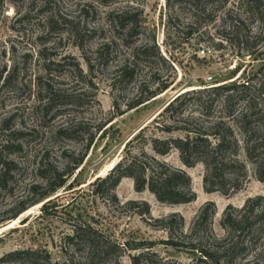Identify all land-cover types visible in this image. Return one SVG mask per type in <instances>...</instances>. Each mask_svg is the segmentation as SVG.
<instances>
[{"label":"trees","instance_id":"1","mask_svg":"<svg viewBox=\"0 0 264 264\" xmlns=\"http://www.w3.org/2000/svg\"><path fill=\"white\" fill-rule=\"evenodd\" d=\"M133 1L79 0L76 15L60 18V22L57 18L49 20L51 26L60 23L65 28L67 40L82 55L85 71L73 56L57 59L46 53L47 49H38L40 73L29 81L36 103L31 107L34 124L15 127L14 113L0 122V197L11 195L18 176L28 172L33 177L21 185L22 197L1 211L0 224L74 181L68 179L82 164L94 134L103 133L111 121L103 119L92 133L87 123L76 119L75 111L94 99L90 90L93 78L100 74V80L106 82L115 110L112 114L117 116L177 85L174 58L159 51L154 34L144 26L140 9L128 5ZM117 2L127 4L105 12L103 25L87 24L97 6ZM165 7L164 39L180 33L188 41L198 33L212 42L219 36L214 44L219 49L223 43L238 45L248 27L243 15L255 16L258 55L244 48L236 57L258 60V67L246 73V66L241 71V65L233 66L225 79L188 86L171 98L123 143L121 155L110 169L87 184L91 195L117 203L114 189L122 178H128L135 192L147 191L159 204L190 203L195 198L190 177L163 159L172 151L183 167L202 166L201 187L205 193L228 196L241 190L249 179L264 184V0H165ZM180 11L184 15L181 21L177 15ZM93 39L96 43L86 55L84 44ZM16 75L14 67L7 71L3 67L0 88L16 91L22 87L16 83ZM64 81L70 87H55L68 84ZM149 129L155 134L146 135ZM42 138L50 146L40 145ZM68 143H76L78 149L67 148ZM51 148L60 160L57 165L48 162ZM122 205L163 230L167 238L161 244L188 255V264H264V197L260 195L246 198L240 207L223 208L221 236L211 228L214 205L209 201L198 209L186 230L178 213L152 218L145 201L128 200ZM63 244L84 252L80 264H118L122 255H127L129 264H180L157 258L151 252L155 245L152 241L119 243L86 223L73 225ZM38 258L37 251L21 249L3 254L0 260L36 262Z\"/></svg>","mask_w":264,"mask_h":264},{"label":"rangeland","instance_id":"2","mask_svg":"<svg viewBox=\"0 0 264 264\" xmlns=\"http://www.w3.org/2000/svg\"><path fill=\"white\" fill-rule=\"evenodd\" d=\"M78 3L79 0H0V71L3 67L6 71L14 67L17 70L15 81L18 85H23L18 86L16 91L0 88V122L8 114L14 113L16 114L15 127H30L34 124L31 107L36 103L32 96L34 87L32 82L29 84V81L40 73L38 49L42 47L47 49L46 53H50L57 59L67 55L73 56L85 71L82 55L67 40L65 28L60 23L51 26L49 22L55 18L60 22V18L76 15ZM125 4L127 3L117 2L108 7L97 6L93 16L87 18V24L103 25L105 12L117 11ZM128 5L140 9L144 26L154 34L159 51L174 58L177 85L173 90L158 95L149 103L117 116L112 114L115 111L112 108V95L106 82L102 81L103 79L100 80L101 75L91 80L90 90L95 95L94 99L75 111L76 119L87 123L92 133L103 119L111 118V121L106 124L103 133L94 134L92 144L82 164L68 179L70 182L74 178L70 186L66 184L56 189L47 198L31 206L15 219L0 224V257L13 250L32 249L38 252V260L36 262L0 260V264H48L53 261L59 264H65L67 261L80 264L84 252L71 250L63 244V238L71 233L73 225L81 223L88 224L119 243L152 241L155 245L151 248V252L157 258L188 264L190 261L188 255L161 244L160 241L167 238L163 230L153 227L147 218H140L122 204L128 200L145 201L149 205L152 218L178 213L182 217L183 230H186L198 209L209 201L214 205L211 228L216 236H221L219 219L226 205L240 207L248 197L256 195L264 197V184L253 179H249L241 190L228 196L216 192H203L201 187L202 166L196 164L191 168L183 167L173 151L163 159L168 164L183 169L190 177V188L195 194L194 200L190 203L173 206L159 204L147 191L135 192L128 178H122L114 189L117 203L91 195L87 184L95 177L103 176L110 169L119 159L123 143L145 125L178 90L183 87L189 89L188 86L195 88L201 84L221 81L236 65H241L240 71L246 66L245 72L247 73L257 69L259 64L258 60L250 61L248 57H236L242 54L244 48L252 49L254 55H258V22L255 16L243 15L248 27L238 45L229 46L223 43L222 48L219 49L214 46L215 42L220 39L219 36H214L212 42L198 33L188 41H184L180 33L171 34L164 39V23L168 14L165 0H143L141 3L134 0ZM177 15L179 21L184 17L183 11ZM209 28V32L213 33V28ZM95 43L93 39L84 44L86 55ZM64 83L68 82L64 81ZM70 85L69 83L56 84L55 87L68 88ZM150 130H147L145 134H155ZM38 143L35 144L39 145ZM40 145L48 147L50 142L42 138ZM65 145L73 150L78 149L76 143ZM48 162L56 165L60 163L55 154V148L49 150ZM31 177L33 176L27 172L26 175L22 174L16 178V185L11 195L0 197V213L22 197L21 185L31 181ZM36 181H39L38 178ZM118 264H129L127 255H122Z\"/></svg>","mask_w":264,"mask_h":264},{"label":"water","instance_id":"3","mask_svg":"<svg viewBox=\"0 0 264 264\" xmlns=\"http://www.w3.org/2000/svg\"><path fill=\"white\" fill-rule=\"evenodd\" d=\"M185 90H187L186 87L181 88L180 90H178V91L173 95V97H174L175 95H177L178 93H181V92H183V91H185ZM173 97H172V98H173Z\"/></svg>","mask_w":264,"mask_h":264},{"label":"bare ground","instance_id":"4","mask_svg":"<svg viewBox=\"0 0 264 264\" xmlns=\"http://www.w3.org/2000/svg\"><path fill=\"white\" fill-rule=\"evenodd\" d=\"M113 164V163H112Z\"/></svg>","mask_w":264,"mask_h":264}]
</instances>
